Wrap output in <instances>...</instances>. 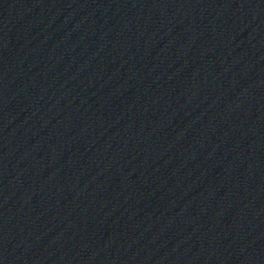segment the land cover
<instances>
[{"label":"water","instance_id":"obj_1","mask_svg":"<svg viewBox=\"0 0 264 264\" xmlns=\"http://www.w3.org/2000/svg\"><path fill=\"white\" fill-rule=\"evenodd\" d=\"M0 264H264V0H0Z\"/></svg>","mask_w":264,"mask_h":264}]
</instances>
